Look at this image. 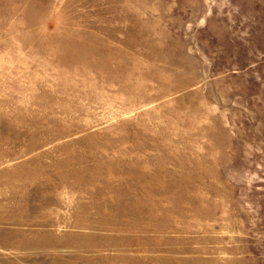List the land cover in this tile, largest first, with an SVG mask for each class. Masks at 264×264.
<instances>
[{"label":"rangeland","instance_id":"374dc122","mask_svg":"<svg viewBox=\"0 0 264 264\" xmlns=\"http://www.w3.org/2000/svg\"><path fill=\"white\" fill-rule=\"evenodd\" d=\"M0 264H264V0H0Z\"/></svg>","mask_w":264,"mask_h":264}]
</instances>
